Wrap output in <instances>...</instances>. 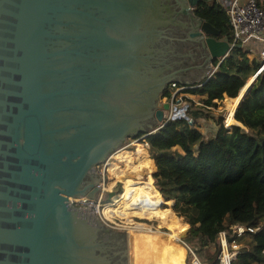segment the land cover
I'll list each match as a JSON object with an SVG mask.
<instances>
[{
  "label": "water",
  "instance_id": "obj_1",
  "mask_svg": "<svg viewBox=\"0 0 264 264\" xmlns=\"http://www.w3.org/2000/svg\"><path fill=\"white\" fill-rule=\"evenodd\" d=\"M230 1L0 0V264H183L69 202L95 199L97 167L157 131L171 84L212 77L229 44L194 11Z\"/></svg>",
  "mask_w": 264,
  "mask_h": 264
},
{
  "label": "trees",
  "instance_id": "obj_2",
  "mask_svg": "<svg viewBox=\"0 0 264 264\" xmlns=\"http://www.w3.org/2000/svg\"><path fill=\"white\" fill-rule=\"evenodd\" d=\"M256 2L264 8V0ZM194 13L220 32L218 39L231 42L229 19L223 7L201 3ZM260 65L256 60L250 62L244 47H236L206 83L186 93L199 96L203 108L216 107V101L237 98ZM165 95L170 96L168 90L162 96ZM188 100L194 104L186 98L189 106ZM226 106L232 115L235 105L226 102ZM188 115L193 125L187 120L169 122L146 137L154 171L156 168L150 176L153 191L158 193L162 206L172 202L176 217L189 224L183 241L195 251L200 264L221 263L219 233L226 232L227 241L231 242L235 237L234 227L249 228L253 232L234 239L239 250L231 264H264V70L239 102L234 121L228 118V123L233 124L229 129L219 119V130L204 138L197 129L198 115L194 112ZM175 148H180L182 153ZM135 156L123 151L117 157L124 165L107 164L113 180L110 185L121 175L132 174V168L138 170L136 166L143 170L144 164L150 161L140 146ZM128 160L131 165L126 169ZM130 180L126 187L137 188L134 197L121 196L115 206L139 219L150 220L159 214L160 223L170 227L169 233H184L186 224L179 222L169 210L160 209L158 195L149 185ZM133 220L129 223H136Z\"/></svg>",
  "mask_w": 264,
  "mask_h": 264
},
{
  "label": "built area",
  "instance_id": "obj_3",
  "mask_svg": "<svg viewBox=\"0 0 264 264\" xmlns=\"http://www.w3.org/2000/svg\"><path fill=\"white\" fill-rule=\"evenodd\" d=\"M221 7L224 8L228 16V19H229V26H230L229 32L231 34V42H228L229 44L228 53L225 56L218 59L216 66L214 65L212 66L213 74L217 70L219 65L234 50V48L236 47L245 48L246 45L250 41H256L260 44H264V8L258 7L256 0H231L229 3ZM260 63H261L260 67L256 71L255 75L250 79V81H252L255 77H257L264 70V48L262 50ZM203 84H197V85H192V86H180L176 83H173L169 86V89H170L169 108L167 110L166 116H164V120L162 124H160L157 131L160 130L163 126H165L169 122L187 120L186 113L189 112L188 111L189 104L186 101L187 97L185 96V94L187 91H190L192 89H197L201 87ZM249 84L250 83H247L246 86L242 89V91L243 90L245 91V89L248 87ZM236 107L233 110L232 115L229 114V111L226 114L224 124H223V127L225 129H229L233 125V124L228 123V118L230 117L234 121L233 116H234ZM140 141H142L141 137L137 138L134 142L139 143ZM131 146H134L132 142L127 144L126 147H124L122 150H119L115 152L114 154H112L107 159V161L103 163V169L101 172H99L101 176V182L98 185L99 197L97 199H89L87 197H84L83 199L82 198L81 199L72 198L70 199V202H69L73 206L80 207L87 211H92L94 216L98 218L106 227L113 229V230H118V231H128L130 226L117 222L113 217L107 218L103 214V207L105 205L104 197H105V192H106L105 186H107L110 183V175L106 168H107V163H109L110 159L113 158L114 155H116L120 151H123L126 148L129 149ZM145 146L147 147L146 144ZM116 163H119V162H116ZM152 228L153 227H151V229ZM232 232L235 237L232 239L231 242L227 241L226 232L219 233V241L221 245V254H222L221 260H223L224 264H231V260L238 253L239 245L234 239L240 238L242 235L245 234V232L252 233L253 230L249 228H244V227H234L232 228ZM184 244L188 248V251L192 255V257L195 260H197L198 264H200L199 260L194 255V253L191 251V249L188 247V245L185 242Z\"/></svg>",
  "mask_w": 264,
  "mask_h": 264
},
{
  "label": "rangeland",
  "instance_id": "obj_4",
  "mask_svg": "<svg viewBox=\"0 0 264 264\" xmlns=\"http://www.w3.org/2000/svg\"><path fill=\"white\" fill-rule=\"evenodd\" d=\"M253 58H255V59H253ZM248 59L250 60V62L252 60H256L257 63H259V64H260V60H261L259 57H253V56L248 57ZM217 61L218 60H216L215 62H217ZM213 64L214 63H212V66H213ZM240 94H241V92H240ZM185 96L188 99H191L194 102V104H191L189 102V100H188V102L190 103V106L188 107V111L189 110L190 111H189V113H186V116L189 118V115L188 114L193 113V112L196 113L198 115L197 122L199 123V126L197 128L198 131L204 136V138H208L210 136H213L219 130V125H218L217 121L219 119H222V121H223L222 122V125L224 124L225 116L228 113V109H227V106H226V102L229 103L228 100H230V98H224L222 101H216L215 102L216 103V107H212V108L208 109V108H203L202 105L199 103V99H200L199 96L190 95V94H187V93L185 94ZM243 96H242V98H243ZM162 97L160 98L161 104L164 101V99H162ZM242 98L240 97V100L239 101H241ZM166 114H167V112H165V116H166ZM137 138L128 140L127 143H126V145L129 144L132 141V143L134 144V146H131L129 149L126 148L123 151L132 152L134 154V157H136L135 156V152H136L137 148L140 146L143 149H145L146 154H147V156L150 159L149 153L147 152L148 151L147 150V147L145 146V144L147 145L146 138H143V136H141L142 141H140L139 143H135L134 141ZM175 149L179 153H182V151L180 150V148H175ZM123 151H120L119 153H122ZM118 154L117 155H114L113 158L110 159L109 163L119 162V163H116V164H118V165L120 164L119 166L124 165V163L121 162L118 159V157H117ZM131 162H132V160H131ZM126 165H127L126 166V169H128L129 163L126 162ZM134 166H136V165H134ZM136 168L140 171V174L135 173V172H133L131 170L132 174L121 175V181L115 183L114 185H110L112 183V181H113L110 178V183L107 185L108 186V189L114 190V192L116 193V195H115L114 198L108 200V202L110 201L112 203L107 204V207L106 208L104 207V213H105L106 216L108 215V217L109 216L113 217L119 223L129 225L130 226V228H129L130 230L131 229H134V228H137V227H138L137 228V231L140 228H151V227H153L151 233H156L157 234L156 231H158L159 233H168L169 230H171V229H170V227H167L165 224L160 223V221H159V214H156L155 217H153L150 220L147 219V218L139 219V218L132 217V216H129V215L124 214L126 212L124 209H121V207H119V206H115L117 204V202L119 201L118 199H120L121 196L123 198H127V199L128 198H131V197H134V195H135V193L137 191V188L136 187H126L127 186L126 183L128 182L129 179L136 178V179H133V181H134L135 184L149 185L151 191H153V187L154 186H153V182L150 180V176L153 175V172H156V168H155V171H154V164L150 160L149 162H147V163L144 164V169L143 170H140L137 166H136ZM102 169H103V164H101V165H99L97 167L98 172H101ZM123 185H125L124 190H123ZM153 192H155V191H153ZM155 193H157V192H155ZM98 194H97V196H96L95 199H97L99 197ZM157 195H158V193H157ZM158 198H159L158 200H159V207H160V209L169 210L170 212H172L174 214V212L172 210V202L164 203L163 206H162L159 195H158ZM106 201H107V199H106ZM159 212H160V210H159ZM118 215H120L121 218L118 217ZM150 215H152V214L150 213ZM174 216L176 217L175 214H174ZM174 216L172 215L173 218H174ZM176 218H178V217H176ZM133 219L137 220L136 223H129L130 221H134ZM178 219L181 220V221L178 220L179 222H182V223L186 224V228H185L184 233L183 232H173V234H176L178 236V239L180 237H182V236H184V238H185V236H186L185 234L189 230V224L188 223H185L181 218H178ZM136 224H139V225L135 226ZM175 225L177 226L178 224L176 223ZM114 231H118V230H114ZM119 232H123V231H119ZM173 242H174L173 243L174 246L175 245L177 246L178 244H180L178 241L175 242V240ZM191 251L195 255V251L194 250H191ZM189 255H191V254L190 253L187 254V251H186V255H185L183 264H198L197 260H195L194 258H190ZM220 264H224L223 263V260H221V263Z\"/></svg>",
  "mask_w": 264,
  "mask_h": 264
},
{
  "label": "bare ground",
  "instance_id": "obj_5",
  "mask_svg": "<svg viewBox=\"0 0 264 264\" xmlns=\"http://www.w3.org/2000/svg\"><path fill=\"white\" fill-rule=\"evenodd\" d=\"M250 82L251 81L249 80L248 83H250ZM243 92H244V90L241 92V94ZM241 94L236 99L228 100V102L230 104H232V105H235V107H236V105L239 103L240 97L242 98ZM128 163H129V166H130L131 165L130 160H128ZM131 170L133 172L139 174L138 170H136L135 168H132ZM133 179H136V178H133ZM133 179H131V182L132 183H134ZM120 181H121V178H119L117 181H115L112 185H114L115 183L120 182ZM105 191L106 192H105V197H104V200H105L104 201V204H105L104 207L106 208L107 207V204L112 203L110 201L108 202V200L114 198L115 195H116V193L114 192V190L108 189V186H105ZM81 198L83 199L84 197H81ZM81 198H79V199H81ZM106 199H107V201H106ZM104 207H103V214H104V216L107 217V218H111V216L108 217V215L107 216L105 215V213H104ZM137 228H134V229H131V230L129 229L128 231H137ZM138 231L139 232H144V233H149V234H152V235H156L163 242L168 243V244H172V245H174L173 244L174 243L173 241L175 239H178V236L176 234L169 233V232L168 233H159V232L156 231L157 234L156 233H151L152 232V229L151 228H140ZM175 247H176L177 250H179L181 252V254H182V260L184 261V258H185V255H186V249L183 246H180V245H177V246L175 245Z\"/></svg>",
  "mask_w": 264,
  "mask_h": 264
},
{
  "label": "crops",
  "instance_id": "obj_6",
  "mask_svg": "<svg viewBox=\"0 0 264 264\" xmlns=\"http://www.w3.org/2000/svg\"><path fill=\"white\" fill-rule=\"evenodd\" d=\"M263 48H264V44H260L256 41H250L245 47L246 51H248V57L253 56V57H259L260 59H261ZM253 59H255V58H253ZM252 61H254V60H252ZM132 163H133V161H132ZM178 245H180V244H178ZM180 246H182V245H180Z\"/></svg>",
  "mask_w": 264,
  "mask_h": 264
},
{
  "label": "flooded vegetation",
  "instance_id": "obj_7",
  "mask_svg": "<svg viewBox=\"0 0 264 264\" xmlns=\"http://www.w3.org/2000/svg\"><path fill=\"white\" fill-rule=\"evenodd\" d=\"M193 51H195V53H198V55H200L201 53L199 52V51H197V50H193ZM169 92H170V89L168 90ZM170 94V93H169ZM162 99H164V101H163V103L161 104V105H164V104H167L168 105V107H169V97L167 96V95H165V96H163L162 97ZM165 112H167V111H164V114H165ZM141 137V136H140ZM140 137H138V138H140ZM132 142V141H131ZM130 142V143H131Z\"/></svg>",
  "mask_w": 264,
  "mask_h": 264
}]
</instances>
